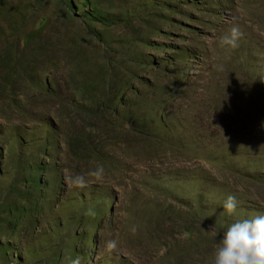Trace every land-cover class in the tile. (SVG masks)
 <instances>
[{"label": "rangeland", "instance_id": "obj_1", "mask_svg": "<svg viewBox=\"0 0 264 264\" xmlns=\"http://www.w3.org/2000/svg\"><path fill=\"white\" fill-rule=\"evenodd\" d=\"M256 215L264 0H0V264H208Z\"/></svg>", "mask_w": 264, "mask_h": 264}, {"label": "clouds", "instance_id": "obj_2", "mask_svg": "<svg viewBox=\"0 0 264 264\" xmlns=\"http://www.w3.org/2000/svg\"><path fill=\"white\" fill-rule=\"evenodd\" d=\"M242 36L240 28L233 25L220 37L219 42L222 47L234 49L239 46ZM104 176L105 168L102 164H98L86 173L66 172L65 183L69 190H83L88 187L89 178L100 182ZM223 207L229 215L234 214L237 209L236 198L229 195ZM85 215H95V213L89 209ZM131 230L133 233L136 231L134 227ZM118 247L117 239H108L103 242L104 251L109 254L116 252ZM211 257L208 264H264V215L237 220L230 224L216 242ZM70 264H82V257L70 259Z\"/></svg>", "mask_w": 264, "mask_h": 264}]
</instances>
